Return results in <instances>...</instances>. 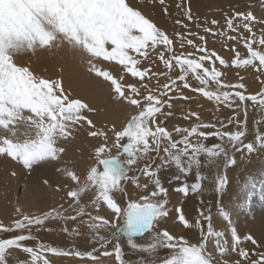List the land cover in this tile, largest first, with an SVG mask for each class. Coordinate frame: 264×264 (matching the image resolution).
<instances>
[{
	"label": "snow or ice",
	"instance_id": "1",
	"mask_svg": "<svg viewBox=\"0 0 264 264\" xmlns=\"http://www.w3.org/2000/svg\"><path fill=\"white\" fill-rule=\"evenodd\" d=\"M144 2L171 21V32L156 22L155 13L130 0H0V155L27 171L42 163L60 165L56 172L73 183L55 186L56 191H65L67 208L61 204L29 213L16 204L13 218L0 221V264H9L10 258L11 264H53L50 256L90 264H105L103 258L111 264H264V244L251 234L241 236L224 204L229 169L239 164L243 171L255 154L264 162V17L254 13L251 3L243 11L233 6L222 21L207 17L201 21L190 0H175L176 12L172 0ZM259 7L264 11V0H259ZM210 36L223 38L232 57L209 49ZM63 44L90 74L109 83L116 103L135 109L119 128L97 126L90 118L96 109L67 91L62 78L41 76L30 64L15 59L19 53L35 55ZM105 62L118 64L120 74L102 66ZM228 67L253 69L252 83L258 82V87L249 91L239 72L236 82H227L221 68ZM126 78L134 82L125 83ZM186 92L206 98L216 113L223 107L230 115L206 121L199 111L181 107L179 118L186 124L166 126L176 114L177 101L193 100ZM252 108L258 116L250 133ZM85 125L87 135L100 143L81 176L69 166L71 161L61 164L66 149L60 142L74 138L77 126ZM249 134L251 140L246 139ZM210 139L216 142L207 143ZM261 177L258 183L264 188V172ZM165 178L176 185L174 190L165 186ZM205 182L211 187L205 188ZM43 183L49 185L47 179ZM243 187L252 189L247 192L250 199L257 182L246 174ZM88 193L89 201L83 202ZM180 194L215 195V215L226 223V230L213 225L211 201L203 207L201 199L202 207L194 221L189 220L183 199L173 202ZM121 200H129L126 207ZM120 219L125 221L123 228L118 227ZM68 220L79 223L71 229L62 227V232L80 236L79 225H85L88 242L95 246L86 251L65 248L41 242L34 234L45 231L50 221ZM176 224L195 228L198 239L173 235L170 229ZM226 231L237 259H223L229 254ZM144 234L149 235L147 243L133 239ZM122 237L133 253L144 255L126 260ZM248 243L253 247H246Z\"/></svg>",
	"mask_w": 264,
	"mask_h": 264
},
{
	"label": "rangeland",
	"instance_id": "2",
	"mask_svg": "<svg viewBox=\"0 0 264 264\" xmlns=\"http://www.w3.org/2000/svg\"><path fill=\"white\" fill-rule=\"evenodd\" d=\"M254 1L256 3L259 2V0H238V2L235 1V2H232V3L223 4V3H221L220 0H190V4H191L192 12L196 16H199L201 18V21H203V19L205 17H207L209 20L212 19V18H216L217 20H221L222 21L223 13L224 12H229L230 13L232 8H233V6L239 5L238 10H242L243 11V10H247V5L249 3L254 2ZM130 2L133 5H135V6L142 7L143 10L145 12L149 13V14L155 13L154 19L156 20V22L158 24H160L162 27L167 28L170 32L172 31L171 21L168 20L165 17H162L160 15V13H159V9H154L151 5L145 3L144 0H130ZM172 4H173L172 11L176 12L177 10L174 7L175 0H172ZM256 9L260 13L257 14V11H254V13L258 17H264V11L260 10L261 9L260 7L259 8L257 7ZM180 30H182V29H180ZM193 30H195V29H193ZM63 46H65V52H66V54L68 56L67 59H69V63L70 64L73 63L74 65L78 66V68L82 72V74H80L82 79L85 78L86 76H89V77L91 76L94 79V81H95L94 83L96 85H98L99 87H105L106 90L110 91V87H109V83L108 82H104L102 78H96L93 74H90L87 71V65L84 64V63H81V61L77 57V55L74 54L73 52H70L68 50V46L66 44H63ZM207 46H208L209 49H215L219 54H221L225 58H230L233 55L228 50V48L224 47L223 38H220V37L213 38V37L210 36L208 38V45ZM61 50L62 49L59 47V48H52L51 50H37L35 55L31 54L30 52H28V53H19V54L16 55L15 59H16V61L18 63L30 64L32 70L34 72L38 73L39 75L44 76V75L48 74L47 77L46 76H44V77L55 79V78H58V76L60 74L59 72L61 71V65H60L61 59H57L56 60V56L61 54ZM239 50H240V52L242 54L245 52V49L242 46L239 47ZM102 66L108 68L114 75H119L120 72H121L120 66L118 64H116L115 62H111V63L105 62ZM221 70L227 72V82H232V83L236 82L237 73L239 72V75L246 77L245 83H246V86L248 87L249 91H254L258 87V82L256 84L252 83L254 70L251 69V68L245 70V69H236L235 67H228V68H221ZM50 71H52L54 74H56V76L50 75L48 73ZM129 82H134V80L126 78L125 83H129ZM161 82L163 83L164 81L162 80ZM153 83H154V81H153ZM83 84H85V83H83ZM77 88L78 87L74 86V88H65V89L67 91L71 92V94L73 96L79 97V96H77L75 94V90ZM186 94L192 95L193 96V100L190 103H185L183 101H177L176 102L177 103L176 114L171 120L166 122V126L167 125H171L173 123H179L181 125L186 124L185 121H183V120H181L179 118V116H180V108L181 107H183V108H191L192 110L199 111L201 116H202V118L204 120H206V121L207 120H211L214 116H218V117L223 118V117H227L228 115H230V111L228 109H226V108H223V107H221V110L219 111V113H216L214 111V106L211 104V102L207 101L206 98H203L202 96H199L198 94H193V93H190V92H186ZM111 98H112V96H111ZM104 102H106V101H104ZM197 105H200V107L197 108ZM129 108H130V111H129L130 113L135 111V109H133L131 107H129ZM257 116H258V112H257L256 109L252 108V109L249 110L248 127H249V132L250 133H251V129L253 127L252 121L254 119H256ZM90 118L91 119L93 118V114L91 115ZM77 127H78V130L76 132H74V134H73L74 138L75 137H79V135L82 133V131H84V129L87 128V125H85L84 128L83 127H79V126H77ZM261 130L264 131V127H262ZM246 139L247 140H251L252 139L251 134H249V136ZM212 140L214 142H216L214 139H210L207 142L209 144H211ZM113 154H115V152ZM1 156H0V162L3 163V164H0V167H1V165H4V167L6 166L9 169L10 168L12 169V167H15L14 166V164H15V165L18 166V172H19L18 174H21L19 176L21 182H20V184H18L16 186L18 189L17 188L15 189V188H13L12 185H9V187L6 188V189H9L8 190L9 192L6 191V190L3 193L0 192L2 194V195L0 194V196H1L0 197V201L2 202V205H3V208L0 209V221L8 223L13 218L12 217V213L14 212V208H15V207L14 208L12 207L13 206V203H12L13 200L11 201V199H12V197H14V196L17 197L19 195L21 188H23V186H22L23 175L25 173H27L28 171L23 169L20 164H18L17 162L13 161L11 158L6 157V156H2L1 157ZM254 157H256V158L253 160L252 163L255 166H252V163H251V164L245 166L247 169L245 168L243 171H240V176L242 175V179L244 178V181L242 180V184L240 183V187H241L242 191H245V189H244V187L242 185L245 183L246 174H250L253 177V179L257 182V188L253 191L252 197L250 199L247 197V192L249 190H252V189L248 188V190H246V193H245L246 194V199H243L241 201L245 205H243V204L241 205L240 204L241 202L239 203L240 206H241V209L246 211L245 213H247V217H251V218H253V214L248 212V211H249L250 207H252V206L256 207L255 203H260V208L262 207V209H264V199H263L264 195H263V193L261 191L262 190L261 186L258 183L259 180L262 178L261 177V172H264V162L261 161L260 154H256V156H254ZM201 159H203V157H201ZM3 160L5 162L7 161L10 164L5 165L6 163H4ZM140 163L142 165L144 163V161H141ZM42 164H44V163H42ZM17 166L14 169H17ZM54 166L57 167L56 165H53V167ZM34 167H37V166H34ZM14 169H13V171H14ZM101 169H102V166H101ZM202 171H207L208 174L211 175V171L210 170L202 169ZM9 172L12 173V171H10V170H9ZM55 172H56V168H55ZM162 175H164V174H162ZM58 176H60V174H58ZM43 177L44 176H43V174L41 172L40 175H39V178L43 179ZM0 178H2L1 179V182H2V180H4V179L1 176H0ZM60 178L63 179L62 177H60ZM188 179H189V181L193 180L194 179V175H190L188 177ZM56 184H59V182H57V176H56V179H53L50 182V186L55 191H56V188H55ZM164 184H165L166 187H169L170 189L173 186H176L175 184H170L169 180L167 178L164 179ZM204 186H205V188H210L211 187V185L208 184L207 182H205ZM10 193H11V196H12L11 198H9ZM13 193H15V194L13 195ZM260 194H262V196H260ZM56 195H57L56 201L55 200L52 201L53 202L52 203L53 206L52 205H47V204L44 206V204H43V206L40 207L39 209L41 211H45V210H47V209H49L51 207H56V206L61 205V204L64 205L65 208H67L69 199L65 197V191H63V190L62 191H56ZM91 195H92L91 193H88V194L84 195L83 198H82L83 202H88L90 197H91ZM2 196H5V197L3 198ZM225 197H224V199H225ZM180 198L183 199V203L181 205L182 207H184L185 204L188 205L189 203H192L194 201L196 209H195L194 215H192V217L193 216L196 217L198 210L202 207V205L200 203L201 199L203 201V207H207L209 201L212 202V207H213V205L215 206V201H216V196L215 195H208V194H204L202 197H198L196 194H189L187 197H183V194H180L179 197H178V200ZM244 198H245V195H244ZM128 202H129V200H121L120 201L121 205L124 206V207L127 206ZM215 208H216V206H215ZM39 209L27 210L26 212H29V213H31V212H39L40 211ZM244 211H242V212H244ZM68 214L69 215H73L74 213L70 211ZM194 219L195 218L193 217V220ZM78 223H79V221H72V220H68L66 222H64V221H50V222H48L46 224V230L45 231L34 232V234L39 238V240L41 242H46V243L53 244V245H59V246L65 247V248L75 247V248H77V249H79L81 251L90 250L95 245H93V244L88 242V239H87L88 230L85 228V225H79V230L83 234V235H80V236H74V235H70L68 233L61 232L62 227L67 226L69 229H71L73 227H76L78 225ZM117 223H118V227H120V228H123L125 226V221L123 219L118 220ZM58 229H59L61 235L60 234L57 235L56 231ZM218 229H222V228H218ZM104 234L107 235V233H104ZM174 235L177 236L178 234L175 233ZM133 239L135 240V242L143 244V243H147L148 242L149 235L148 234H144V235H142L140 237H134ZM190 240L193 241L192 239H190ZM28 243H35V241H29ZM121 243L123 245L124 252L126 254L125 255V259L126 260L134 261L139 256H143L144 255L143 253H139V252L133 253L132 250L130 249V247L128 246V244H127V239L126 238L122 237L121 238ZM210 251H211V249H210ZM212 252L215 254V249ZM161 254L163 255L164 253H161ZM16 255L19 256L20 259H26L24 254L21 253V252H17ZM235 259H237V258H235ZM9 264H11V258L9 260Z\"/></svg>",
	"mask_w": 264,
	"mask_h": 264
},
{
	"label": "bare ground",
	"instance_id": "3",
	"mask_svg": "<svg viewBox=\"0 0 264 264\" xmlns=\"http://www.w3.org/2000/svg\"><path fill=\"white\" fill-rule=\"evenodd\" d=\"M220 1L223 4L232 3L235 1L238 2V0H220ZM251 4L253 5L252 10L257 11V14H259L260 12L256 9L257 7L259 8V2L256 3L254 1ZM60 48L62 49L61 54L56 56V60L61 59V63H60L61 71L59 72L60 74L58 78H62L64 87L65 88H74V86L78 87L75 90V94L80 98L84 99L87 103H89L92 107L96 109V112L93 114L92 120L97 124V126H102L104 124H115L119 128L128 119L130 113L129 106L124 103H116L111 98L110 91L106 90L105 87H99L98 85H96L94 83L95 82L94 79L91 76L90 77L86 76L85 78L82 79L80 75L82 74V72L80 71L78 66L74 65L73 63L71 64L69 63V59H67L68 56L65 52V46L61 45ZM48 73L52 76H56V74H54L52 71ZM44 76L47 77L48 74ZM85 129L84 131H82L79 137L69 138L67 141L60 142L61 146H63L66 149L65 153H63L62 155L61 164H63L64 161H71L72 164L69 166L73 167L77 171V173L81 174V176L86 174V170L90 164V156L92 154V151L94 147L97 146L98 143H100L98 139L89 137L87 135L88 128ZM211 143H214V141L212 140ZM239 155L240 154L238 153L237 154L238 160H239ZM254 156H256V154L252 156L251 158L252 162L256 158ZM4 163H6L5 165L10 164L7 161L6 162L4 161ZM0 164L3 163L0 162ZM14 166L16 167L17 165L14 164ZM56 166L59 167L60 165H56ZM252 166L255 165L252 163ZM15 167L9 169L8 167L6 166L4 167V165H1L0 176L3 177L4 180H2L1 182L2 178H0V192L3 193L5 190L8 191L9 189L6 188H8L9 185H12L13 188L16 189L17 188L16 186L20 184L21 180L19 176L21 174H18L19 173L18 166L17 169H14ZM240 167L241 165L238 164L236 167L229 169L228 175L230 178V183L227 186V196L224 199V204L226 209L229 210L230 213L232 214L234 226L237 228L239 234L241 236L245 234H251L254 238L257 239L258 242L264 244V239H262V236H264V209H262V207L260 208V203H255L256 207L252 206L248 211L253 214V218H251V217H247V213H245L246 211L242 210L240 206V204L241 205L243 204L241 201L243 199H246L245 193L246 190H248L245 188H244L245 191L241 190L240 183L242 184V180L244 181V178L242 179V175L240 176ZM55 168L56 167L55 166L53 167V165L42 164L37 167H34V170L25 173L22 179L23 188H21L19 195L17 197L14 196L15 198L11 196V193L9 195V198L12 197L11 201L13 200L12 207L14 208L16 204H19L24 209V211H27L32 209H39L40 207L43 206V204L44 206L46 204L53 206L52 201L53 200L56 201L57 195H56V191L51 186H49L50 182L53 179H56L57 176V182H59L61 186H63L64 184H68L69 187L73 186V183L70 180L61 179L60 178L61 175L58 176V173L55 172ZM245 168L246 167H244V169ZM13 169L16 172L15 176H13L11 172H9V170L13 172ZM41 172L44 176L43 179L39 178ZM45 179L49 181V185H45L43 183ZM175 187L176 186H173L170 190H174ZM261 189L264 195V188L261 187ZM14 194L15 193H13V195ZM5 196L2 197L4 198ZM260 196H262V194H260ZM178 197L179 196L173 197L174 203H180L181 198L178 200ZM169 207L171 208L172 205L170 204ZM1 208H3L2 202L0 203V209ZM183 209L186 212L188 219L194 221L193 217L195 218V216L192 217L196 209L194 201L192 203H189L188 205L186 204L183 207ZM212 209L214 213L212 220L213 225L217 229L222 228L226 230V223L222 220L221 217L215 215L216 208L214 205ZM241 210L244 212H242ZM165 226L166 225L162 222L161 227H165ZM170 230L173 235L175 233L178 234L177 237L183 236L189 240L192 239L194 242L198 239L197 231L195 230V228L188 229L180 224H176L175 227H172ZM56 233L57 235L60 234L59 229L56 231ZM225 239L228 240V244L226 245V247L229 250V254L225 255L223 259L233 260L237 257L234 254H231V240H230V235L227 231L225 234ZM245 246L248 248L253 247L250 243L246 244ZM210 249L211 251H214L211 243L209 245V250ZM50 258L53 260V264H90V261L81 260L79 258H73V257H50ZM103 259H105V264H111V262L108 261L106 258Z\"/></svg>",
	"mask_w": 264,
	"mask_h": 264
},
{
	"label": "crops",
	"instance_id": "4",
	"mask_svg": "<svg viewBox=\"0 0 264 264\" xmlns=\"http://www.w3.org/2000/svg\"><path fill=\"white\" fill-rule=\"evenodd\" d=\"M134 187V186H133ZM182 199V198H181ZM186 205V204H185Z\"/></svg>",
	"mask_w": 264,
	"mask_h": 264
}]
</instances>
